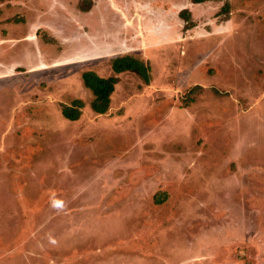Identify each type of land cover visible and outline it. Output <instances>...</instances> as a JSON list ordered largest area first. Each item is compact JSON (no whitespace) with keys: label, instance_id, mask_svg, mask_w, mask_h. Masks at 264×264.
<instances>
[{"label":"rangeland","instance_id":"obj_1","mask_svg":"<svg viewBox=\"0 0 264 264\" xmlns=\"http://www.w3.org/2000/svg\"><path fill=\"white\" fill-rule=\"evenodd\" d=\"M0 264H264V0H0Z\"/></svg>","mask_w":264,"mask_h":264},{"label":"trees","instance_id":"obj_2","mask_svg":"<svg viewBox=\"0 0 264 264\" xmlns=\"http://www.w3.org/2000/svg\"><path fill=\"white\" fill-rule=\"evenodd\" d=\"M192 3L200 4L212 0H190ZM188 10L181 15L188 14ZM186 21L188 19L186 18ZM187 24L186 27H189ZM112 68L115 72L133 71L137 72L146 82H149V66L143 61L131 55H124L113 60ZM82 77L87 87L91 88L94 99L91 102L92 109L99 114H105L110 108V94L114 90L117 76L102 78L92 71L83 72ZM81 100H76L72 105H63L62 112L70 120H77L81 115Z\"/></svg>","mask_w":264,"mask_h":264},{"label":"crops","instance_id":"obj_3","mask_svg":"<svg viewBox=\"0 0 264 264\" xmlns=\"http://www.w3.org/2000/svg\"><path fill=\"white\" fill-rule=\"evenodd\" d=\"M208 2V1H207Z\"/></svg>","mask_w":264,"mask_h":264}]
</instances>
